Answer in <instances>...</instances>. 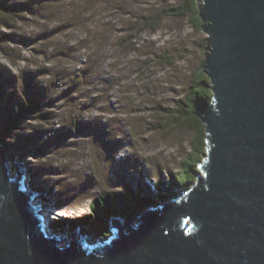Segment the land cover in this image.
I'll list each match as a JSON object with an SVG mask.
<instances>
[{"label": "rangeland", "instance_id": "rangeland-1", "mask_svg": "<svg viewBox=\"0 0 264 264\" xmlns=\"http://www.w3.org/2000/svg\"><path fill=\"white\" fill-rule=\"evenodd\" d=\"M0 1L9 7L0 11L6 168L15 177L13 161L27 163L29 188L52 194L35 200L49 224L75 222L91 242L107 239L109 217L105 237L78 223L92 202L126 187H166L190 152L194 134L163 111L204 64L207 36L188 18H163L152 31L144 21L166 7L159 0ZM31 100L36 111L17 119L18 105ZM74 229L60 233L69 240Z\"/></svg>", "mask_w": 264, "mask_h": 264}, {"label": "water", "instance_id": "water-1", "mask_svg": "<svg viewBox=\"0 0 264 264\" xmlns=\"http://www.w3.org/2000/svg\"><path fill=\"white\" fill-rule=\"evenodd\" d=\"M195 1L212 98L196 107L207 149L192 188L145 190L151 204L109 216L107 239L74 223L67 240L0 146V264H264V0Z\"/></svg>", "mask_w": 264, "mask_h": 264}, {"label": "trees", "instance_id": "trees-1", "mask_svg": "<svg viewBox=\"0 0 264 264\" xmlns=\"http://www.w3.org/2000/svg\"><path fill=\"white\" fill-rule=\"evenodd\" d=\"M166 5L158 16L153 19L145 20L144 23L152 30L163 18H188V21L196 31L202 30V21L199 17V9L195 0H159ZM9 7H5L0 1V11L6 12ZM166 64L172 65L170 58L165 59ZM212 93L209 89V80L203 71V65L199 67L192 75L189 86L185 90L183 99L177 100L172 109L164 110L166 116L171 120V124H185L194 134L190 143V152L184 161L178 165L179 173L176 180L170 177V184L164 186L159 184L155 186V193L159 198L162 194L174 196L172 188L178 189L184 194L192 188L197 179L199 166L204 160L206 154V137L202 123L196 114L197 104L200 102H211ZM4 99V93L0 89V102ZM38 104L34 101H23L18 105L17 119L23 113H34ZM157 198V199H158ZM151 200L145 189L126 187L120 194H113L106 198H100L89 206L91 209L87 216L82 217L78 223L88 226L90 232L105 237L107 235L106 224L104 220L111 215L123 212L126 215L129 212L139 214L143 208L149 206ZM75 222H53V226H64Z\"/></svg>", "mask_w": 264, "mask_h": 264}, {"label": "bare ground", "instance_id": "bare-ground-1", "mask_svg": "<svg viewBox=\"0 0 264 264\" xmlns=\"http://www.w3.org/2000/svg\"><path fill=\"white\" fill-rule=\"evenodd\" d=\"M22 167H24V171H25V176H30L29 175V166L27 165V163L21 164ZM26 180V179H25ZM25 183H27L25 181ZM40 193H42V195H40V198L44 201H48L52 199V194H50V192H43L42 190L40 191ZM51 216V215H50ZM50 226V224H49Z\"/></svg>", "mask_w": 264, "mask_h": 264}]
</instances>
